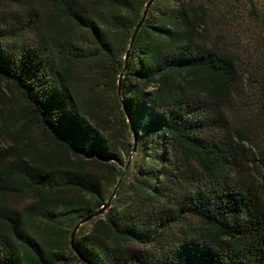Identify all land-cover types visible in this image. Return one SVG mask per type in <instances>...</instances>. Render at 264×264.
I'll return each mask as SVG.
<instances>
[{"label":"trees","instance_id":"trees-1","mask_svg":"<svg viewBox=\"0 0 264 264\" xmlns=\"http://www.w3.org/2000/svg\"><path fill=\"white\" fill-rule=\"evenodd\" d=\"M147 1L33 0L8 27L0 14V78L20 97L0 107V264H264V195L239 156L249 133L218 110L222 99L264 107V39L258 34L259 45L240 63L208 46L204 7L155 1L124 73L129 123L118 81ZM257 22L264 32V15ZM31 25L42 28L38 40L6 43L7 29ZM76 68H84L90 92L112 93L142 158L132 199L111 206L88 235L79 228L77 252L69 246L75 225L105 205L123 170L102 183L69 160L110 165L124 156L100 125L102 99L82 103L74 91ZM33 127L60 160L40 165L25 157L22 140ZM42 190L51 196L25 213L8 204ZM72 190L81 196H61Z\"/></svg>","mask_w":264,"mask_h":264},{"label":"rangeland","instance_id":"rangeland-1","mask_svg":"<svg viewBox=\"0 0 264 264\" xmlns=\"http://www.w3.org/2000/svg\"><path fill=\"white\" fill-rule=\"evenodd\" d=\"M31 2L33 0H8L0 5V14L5 17V21L8 27L13 22L18 21L21 16H24L31 8ZM197 7H204L205 12L210 16V24L205 29V38L209 47L216 48L220 52L226 51L236 56L239 62L245 61L246 51L254 53L255 46L259 45L258 34L264 39V32L257 26V19L264 15V2L262 0H190ZM164 3V0H156L154 6H159ZM153 6V8H154ZM20 21V20H19ZM25 23V22H24ZM256 25V26H255ZM7 35L5 37L6 43L12 48H18L19 46L27 45L41 37L42 28L40 25H31L28 28L10 32L7 29ZM72 32L74 37L81 35L80 30L75 29ZM262 46V45H261ZM259 46V48L261 47ZM264 47V46H262ZM256 53V50H255ZM74 91L80 94V101H85L89 98H101L102 107L95 108L97 115L100 119V125L104 129V133L113 138L121 151H123V161L111 162L110 165L100 164L92 159L81 160L70 158L69 163L71 165H80L81 168L98 178L99 182L105 183L111 179L114 168L123 170V177H119L117 181L121 179L120 184L116 188V191L111 199V204L108 209L115 204L128 203L133 194V188L136 183V175L138 165L142 158L138 150L135 152L129 151L128 147L131 145L134 147V138L129 130H126L121 119L120 111L115 104L112 93H102L99 90L96 94L90 92L86 87L87 81L84 68H76L73 74ZM86 89H85V88ZM152 89V88H151ZM19 95L15 91H11L8 83L0 78V107H12L13 104H18ZM219 113L227 118L230 126L235 129L246 130L249 133V139L243 142L244 150L240 151V159L245 163L246 168L255 175V181L259 186V189L264 195V107L262 104H258L253 99L241 100V101H219L218 105ZM223 119V118H222ZM99 122V121H98ZM250 131V132H249ZM23 138V146L26 149L25 157L27 159H35L40 164L55 163L61 158L55 154H49L51 151L48 145L41 140L39 130L33 127L29 130ZM9 139H2V143L7 144ZM33 148H32V147ZM39 153H43L44 156ZM59 158V159H58ZM57 160V161H56ZM115 186H111L107 195H112ZM51 192L48 190L33 191L28 195L14 196L8 199V204L18 211L25 213L32 207L40 205L43 198L51 196ZM52 195H57L56 191L52 192ZM60 195V194H58ZM66 199H74L81 196L77 191H65L61 194ZM106 199V203L109 198ZM105 203V205H106ZM104 206V205H103ZM102 206V207H103ZM100 209V208H99ZM107 209V210H108ZM98 210V209H97ZM103 216V214L92 218L90 221L80 226V231L83 235H88L92 229L94 222L97 218ZM42 231V230H41ZM40 231V232H41ZM77 232L76 236H79ZM51 236L48 234H43ZM48 238V237H47ZM70 246V245H69ZM61 264H83V261H74L71 259H64Z\"/></svg>","mask_w":264,"mask_h":264},{"label":"water","instance_id":"water-1","mask_svg":"<svg viewBox=\"0 0 264 264\" xmlns=\"http://www.w3.org/2000/svg\"><path fill=\"white\" fill-rule=\"evenodd\" d=\"M156 0H148L146 5H145V8H144V11H143V14H142V17L140 19V21L137 23L135 29H134V32H133V35L131 37V40H130V44H129V48L125 54V65L120 73V77H119V81H118V89H117V93H118V97L122 103V109L124 111V113L126 114V117H127V120L129 123H131V118L127 112V108H126V105L122 99V83H123V78H124V73L125 71L127 70V67H128V63H129V59H130V55H131V50H132V47H133V44H134V41L142 27V25L144 24L147 16H148V13H149V10H150V7L153 5V3L155 2ZM133 131V135H134V147L132 149V152H135L137 150V137L135 135V131ZM124 174V173H123ZM123 174L121 175V179L123 177ZM121 179L118 181L111 197L109 198L108 202L106 203V205H104L103 207H101L100 209L94 211L93 213L87 215L86 217L80 219V221L75 225L72 233H71V236H70V246L71 248L77 252V249H76V246H75V239H76V234L80 228V226H82L84 223L90 221L92 218L98 216V215H101V214H104L108 207L110 206L111 204V199L116 191V188L118 187V185L120 184L121 182Z\"/></svg>","mask_w":264,"mask_h":264}]
</instances>
